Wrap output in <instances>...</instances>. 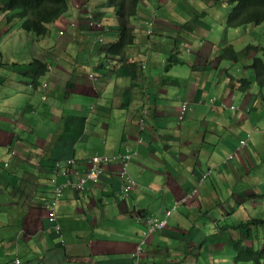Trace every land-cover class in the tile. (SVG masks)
<instances>
[{
    "label": "crops",
    "instance_id": "crops-1",
    "mask_svg": "<svg viewBox=\"0 0 264 264\" xmlns=\"http://www.w3.org/2000/svg\"><path fill=\"white\" fill-rule=\"evenodd\" d=\"M83 1L96 9L98 25L82 22ZM232 5L141 0L127 21L133 41L115 56L103 44L106 35L108 43L117 39L113 9L102 0H69L48 24L57 33L51 47L32 42L30 52L11 55L0 48V264L16 257L18 264H133L145 228L136 216L163 217L195 186L165 228L145 239L139 264H235L236 236L250 245L251 227L256 236L261 228L245 224L264 217V100L256 86L242 92L236 81L252 74L253 50L245 55L244 47L264 46V37L252 43L244 39L248 25L227 27ZM153 14L148 35L145 20ZM66 40L63 56L57 43ZM232 50L250 58L244 69ZM21 57L20 71L13 60ZM9 69L18 72L12 81ZM182 101L187 107L179 121ZM126 150L137 151L127 167L135 186L126 197L119 192L120 165L110 162L88 190H63L54 220L48 218L55 159Z\"/></svg>",
    "mask_w": 264,
    "mask_h": 264
},
{
    "label": "trees",
    "instance_id": "trees-1",
    "mask_svg": "<svg viewBox=\"0 0 264 264\" xmlns=\"http://www.w3.org/2000/svg\"><path fill=\"white\" fill-rule=\"evenodd\" d=\"M140 1L107 0V7L113 9L117 19L118 35L114 42L108 43L106 46V54L120 56L123 54L124 47L133 41L132 29L127 25V21L128 18L135 15ZM4 2L3 15L6 21L16 20L20 29L32 32L37 36L44 35L48 30V24L63 15L69 7V0H4ZM229 2L233 5L226 14L227 27L235 28L245 24L258 25L264 22V0H229ZM1 9L0 7V13H2ZM252 48L256 51L249 64L252 74L248 77L237 78V86L242 92L256 86L264 100V46L249 44L244 47L243 53L248 55ZM229 55L232 58H237L236 52L233 50ZM45 70L46 65L43 63L42 72ZM42 72L38 70V73ZM249 224L261 228L263 236L261 243L258 245L259 247L254 248V243L251 240L252 234L249 237L250 245L237 238L233 241V259L237 263L264 264V217L253 218L245 225Z\"/></svg>",
    "mask_w": 264,
    "mask_h": 264
},
{
    "label": "built area",
    "instance_id": "built-area-1",
    "mask_svg": "<svg viewBox=\"0 0 264 264\" xmlns=\"http://www.w3.org/2000/svg\"><path fill=\"white\" fill-rule=\"evenodd\" d=\"M89 14L87 21L89 24L98 25L93 15L88 9ZM154 14L149 19L145 20V26H146V33L151 34L152 33V24H153ZM95 40L101 41L102 40V33H98V35L95 37ZM187 107L186 101H182L181 103V113L178 116V120L180 121L183 117V112ZM146 116V108L141 109L140 117H139V123L140 127H143V121ZM247 142L246 139H241L239 143V148L244 147V145ZM136 154V151H129L126 150L123 153L115 154V155H106V154H93L89 156L88 158L84 160H78L75 157H64V158H57L53 162V176L51 178V183L53 185L52 187V194L51 197L45 201V207L49 210L48 211V218L51 220H54L55 213H54V207L57 203V200L59 199L61 193L65 189H70L75 192H83L85 190H88L91 184L97 181L98 175L101 172L102 166L105 164H108L110 162L118 163L120 165V169L118 172V177L120 180V195L122 197H126L131 189L135 186V181L130 177L127 167L130 159ZM233 154H229L227 156V159H231ZM85 162L84 168L79 169L76 164L78 162ZM3 164L6 166L8 162L4 161ZM207 173L203 174L199 180V182L206 176ZM60 178V180L58 179ZM191 191L187 198L190 197L193 193ZM186 199V197L182 198L181 200L175 202L171 208L167 209L165 211V217L158 218L156 216H139L137 215L136 221L137 222H143L145 224V230H144V239L140 241V243L136 246L134 252H133V264H138V260L141 255L142 251V244L144 243V240L146 237L152 235L153 233L162 230L166 224H167V217L171 213V211L175 210L177 205L180 202H183ZM52 229L57 233L58 236H61L60 226L57 222L53 223ZM15 264L19 263V259L16 257L14 259Z\"/></svg>",
    "mask_w": 264,
    "mask_h": 264
},
{
    "label": "rangeland",
    "instance_id": "rangeland-1",
    "mask_svg": "<svg viewBox=\"0 0 264 264\" xmlns=\"http://www.w3.org/2000/svg\"><path fill=\"white\" fill-rule=\"evenodd\" d=\"M102 2L104 3V6L107 7V5H106L107 4V0H102ZM4 3H5L4 0H0V6L2 8L1 9L2 14H4V9H3ZM224 3H225V5H227L226 2H224ZM217 4H219V1H218ZM220 6H218V7H220ZM79 9H80V11H82L83 15L85 13L84 19H87L89 12H88V10L86 8V4H84L83 6L82 5L79 6ZM94 11H96L95 8L93 9V13H94V17H95V12ZM108 21H109L108 20V17H106L105 19H103V22L102 23L106 26V24H107ZM86 22L88 23L87 20H86ZM245 25H248V28L246 30H248L249 34H247L244 37V39H246V40L250 39V42L257 43V41H258V38L257 37H259V36L264 37V22H262V23H260L258 25H253V24H245ZM48 27L50 29V32H49L48 35H45V36L44 35H39V36H37V35H35L32 32H27L25 30L20 29L19 28V24H18L17 21H15V22L6 21L3 18L2 21H1V23H0V31H1L0 37H2V36L5 37V39H3L5 41V44H1L0 43V48L1 47H4L3 48V52H1V53L3 55H7V54L11 55V54H13V51L12 50H18L19 53L30 52L31 48L33 47V43L32 42H39V43L40 42H45L44 46L49 45L51 47V45L53 43H55L54 40H55V38L57 36V33H56L55 30H53L54 29V26L52 27V29L50 28V25H48ZM235 28H238V27H235ZM8 31H9V33H8ZM20 36H22V37H21L20 40H18V38ZM31 37H33V39H32L33 41L30 39ZM36 37H38V39H36ZM27 38H29V39H27ZM61 38L64 40L65 37L64 36H61ZM107 38H108V35L104 36V38H103V44H105V45H108V39ZM58 44H60V45H58ZM68 44H69V40H66L65 42L57 43V46H58L57 47V51L61 55L65 56V51L67 50ZM252 50H253V53H255V49L252 48ZM23 60H24L23 57L19 58V60H13V63H19L20 64V65H18L19 67H17V69H19L20 71L21 70H24V67L21 65V63H22ZM246 60H250V58L248 56H242L238 60L239 63H240L239 66H241L242 69H244V67H246V65L248 64V62ZM9 71H11V72H9L7 76L9 77V81H12V80H14V76L15 75H18V72L16 70H11V69H9ZM0 72H3V71H0ZM15 88L16 87H14V86H12V87L9 88V90H12L10 96H14V95L17 94V92L15 91ZM21 93L24 95V91L23 90H21ZM136 154H137V151H136ZM84 165H85V162H83V161L78 162V164H76V166L79 169H83L84 168ZM223 191L224 192H227L225 190H223ZM226 207H227L228 210H230V206H226ZM256 208L262 210V208L259 207V206H256ZM259 215H261V214H259ZM234 221H235V223L237 222L236 217L234 218ZM220 222L221 223H224L222 221H220ZM229 223L231 224L232 222L229 221ZM249 226H251V225H249ZM255 231H256V229H254V227H251V231H250V232H252L251 240L254 243V248H257V247H259L258 244H257V242H260L261 243V240H262L263 236H261L262 235V230H257V236L254 234ZM237 238H238V236H236V239ZM227 242L228 241L226 240V246H227ZM224 250H225L226 255H228V252H229L230 249L228 247H225ZM12 262L14 264V260ZM235 264H251V263L250 262H238V263L235 262Z\"/></svg>",
    "mask_w": 264,
    "mask_h": 264
},
{
    "label": "clouds",
    "instance_id": "clouds-1",
    "mask_svg": "<svg viewBox=\"0 0 264 264\" xmlns=\"http://www.w3.org/2000/svg\"><path fill=\"white\" fill-rule=\"evenodd\" d=\"M84 4H86V8H87V10L90 9V11H91V13H92V15H93V18H94V13L92 12L93 8H92L91 4L88 3V2H86V1H83V2L80 4V6H81V5L83 6ZM94 20H95V19H94ZM95 22H96V21H95ZM96 23H97V22H96ZM97 24H98V23H97ZM152 28H153V24H152ZM97 35H98V34H97ZM97 35H96V36H97ZM148 35H149V34H148ZM97 41H98V40H97ZM97 41H96V42H97ZM98 42H99V41H98ZM181 103H182V102H181ZM263 133H264V132H263ZM242 139H246V138H242ZM248 140H249V138H248V136H247V141H248ZM238 146H239V145H238ZM238 146H237V148H238ZM242 148H243V147H242ZM233 153H234V152H232L231 154H233ZM233 156H234V155H233ZM233 156H232V157H233ZM3 165H4V164H3ZM7 165H8V164H7ZM7 165H6V166H7ZM202 175H203V174H202ZM200 178H201V177H200ZM199 180H200V179H199ZM201 181H202V180H201ZM201 181H200V182H201ZM200 182H198V183H200ZM193 189H194L195 191H194V193H193L190 197H192V196L196 193V191H197V186H195ZM193 189H192L191 191H193ZM191 191H190V192H191ZM190 192H189V193H190ZM189 193H188V194H189ZM188 194H186V195L184 196V197H186V199H187V195H188ZM184 197H183V198H184ZM190 197H188V198H190ZM181 199H182V198H181ZM181 199H179V200H181ZM179 200H177V201H179ZM177 201H175V202H177ZM175 202H174V203H175ZM174 203H173V204H174ZM180 203H181V202H180ZM180 203H179V204H180ZM173 204H172V205H173ZM179 204H178V205H179ZM172 205H171V207H172ZM178 205H177V206H178ZM171 207H170V208H171ZM168 209H169V208H168ZM166 210H167V209H165V211H166ZM165 211H164V216H163V217H165ZM173 211H174V210H173ZM173 211H171V213L169 214V216L172 214ZM139 216H142V215H139ZM148 216H155V215H148ZM148 216H144V217H148ZM169 216H168V217H169ZM136 217H137V216H136ZM156 217H157V216H156ZM163 217H161V218H163ZM168 217H167V219H168ZM158 218H160V217H158ZM135 221H136V218H135ZM167 222H168V220H167ZM166 225H167V224H166ZM164 228H165V227H164ZM164 228H163V229H164ZM163 229H162V230H163ZM144 230H145V228H144ZM159 231H161V230H159ZM157 232H158V231H157ZM155 233H156V232H155ZM155 233H153V234H155ZM153 234H152V235H153ZM143 235H144V232H143ZM152 235L146 237L145 239L151 237ZM143 239H144V236L142 237L141 240H143ZM141 240H140V241H141ZM139 243H140V242H139ZM139 243H138V244H139ZM144 243H145V240H144ZM144 243H143V244H144ZM138 244H137V245H138ZM143 244H142V245H143ZM137 245H136V246H137ZM135 248H136V247H135ZM142 251H143V249H142ZM142 251H141V255H142ZM133 252H134V250H133ZM133 252H132V260H133ZM141 255H140V256H141ZM17 258H18V257H17ZM18 259H19V258H18ZM139 259H140V258H139ZM138 264H139V260H138Z\"/></svg>",
    "mask_w": 264,
    "mask_h": 264
},
{
    "label": "bare ground",
    "instance_id": "bare-ground-1",
    "mask_svg": "<svg viewBox=\"0 0 264 264\" xmlns=\"http://www.w3.org/2000/svg\"><path fill=\"white\" fill-rule=\"evenodd\" d=\"M76 9V8H75ZM114 9H116V8H114ZM118 10V9H117ZM89 12V11H88ZM92 12H93V10H92ZM94 12H96V11H94ZM87 13V12H86ZM79 14H80V12H79ZM81 14H83L82 12H81ZM84 15H85V13H84ZM78 19H79V17H78ZM87 19H84V21H82L83 23L86 21ZM77 21H79V20H77ZM80 24H81V21H79V25H78V27L80 28ZM92 32H94V31H92ZM97 32V31H96ZM99 32V31H98ZM51 34V33H50ZM160 35V34H159ZM46 40V39H45ZM110 41H111V39H110ZM71 42V41H70ZM68 43V42H67ZM66 48V47H65ZM238 56V55H237ZM237 58H239V57H237ZM143 59V58H142ZM206 129V128H205ZM204 132V131H203ZM149 140V139H148ZM157 141H158V139H157ZM139 143V142H138ZM202 143V142H201ZM145 144V143H144ZM149 145V144H148ZM233 145V144H232ZM147 148V147H146ZM224 149V148H223ZM225 162V161H224ZM222 164V163H221ZM215 166V165H214ZM220 166V165H219ZM218 167V166H217ZM221 167V166H220ZM210 168V167H209ZM208 168V169H209ZM216 168V167H215ZM229 177V176H228ZM230 179V178H229ZM227 180H228V178H227ZM226 180V181H227ZM225 181V180H224ZM230 181V180H229ZM230 184V183H229ZM229 186V185H228ZM228 188V187H227ZM233 188V187H232ZM236 193H238L237 191H236ZM232 194V193H231ZM239 196H240V194H239ZM240 197H242V196H240ZM233 200V199H232ZM240 201H241V199H240ZM153 212V211H152ZM155 212V211H154ZM157 212V211H156ZM155 212V213H156ZM177 212V211H176ZM149 215H150V213H149ZM155 215V214H154ZM168 218H170V216L168 217ZM223 224V223H222ZM225 225V224H224ZM170 227V226H169ZM228 228V227H227ZM247 233V232H246ZM249 236V235H248ZM246 237V236H245ZM244 237V238H245ZM244 240V239H243ZM145 244V243H144ZM168 257V256H167ZM169 258V257H168ZM163 260V259H162Z\"/></svg>",
    "mask_w": 264,
    "mask_h": 264
}]
</instances>
